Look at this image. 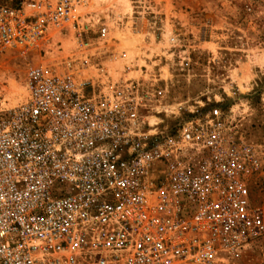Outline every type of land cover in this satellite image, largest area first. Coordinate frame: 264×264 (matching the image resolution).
Wrapping results in <instances>:
<instances>
[{"label": "built area", "instance_id": "1", "mask_svg": "<svg viewBox=\"0 0 264 264\" xmlns=\"http://www.w3.org/2000/svg\"><path fill=\"white\" fill-rule=\"evenodd\" d=\"M91 1L0 0V54L47 57L0 100V264L238 261L264 237L256 149L205 103L162 125L163 91L92 52Z\"/></svg>", "mask_w": 264, "mask_h": 264}, {"label": "rangeland", "instance_id": "2", "mask_svg": "<svg viewBox=\"0 0 264 264\" xmlns=\"http://www.w3.org/2000/svg\"><path fill=\"white\" fill-rule=\"evenodd\" d=\"M89 4L108 27L96 39L95 57L116 77L132 64L128 76L143 80L149 91H163L164 98L152 104L162 125L182 121L186 106L205 103L221 110L233 134L256 149L248 189L264 212V0ZM43 53L0 54V100L10 106L24 98L28 64L46 60ZM225 264H264V237L238 261Z\"/></svg>", "mask_w": 264, "mask_h": 264}]
</instances>
